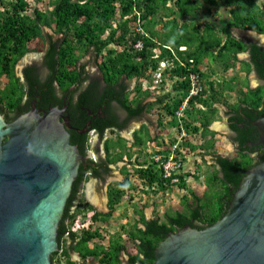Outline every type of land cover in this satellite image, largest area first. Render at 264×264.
Masks as SVG:
<instances>
[{
	"label": "trees",
	"instance_id": "trees-1",
	"mask_svg": "<svg viewBox=\"0 0 264 264\" xmlns=\"http://www.w3.org/2000/svg\"><path fill=\"white\" fill-rule=\"evenodd\" d=\"M47 1L1 2L5 4L0 10V77L5 78V82H0V113L11 122L28 112L34 95L53 96L54 81L63 91L84 82L86 64L80 62V55L91 54L101 72L103 80L99 79V82L104 83L103 91L108 99L106 102L83 99L82 105L94 112L101 106H107L108 111L110 103L114 102L128 114V119L122 123L118 122L117 116H107L104 122L93 124L92 130L100 134L106 128L113 129L117 137L108 139L106 150L109 153L110 149L118 148L121 153L113 156L109 153L106 161L98 162L96 167L89 166L87 171L81 166L60 222V249L52 255V264H86L90 258H95L97 264H124L123 254L128 256V264H153L155 249L169 232L186 225L203 229L221 219L246 170L254 165L252 160L242 164L213 152L217 147L218 133L210 125L219 111L216 104L221 103L222 94L236 88L235 79L229 80L225 75L231 66L238 67L246 76L255 68L264 77V66L261 64L263 48L255 43L247 44L240 36L243 33L236 34V30L241 28L264 33V0H49L51 10L49 6H36V3ZM217 8L226 10L229 18H218ZM47 29L59 35V39ZM35 43H40L42 51L45 50V60L41 59L40 65H27L21 77L17 73V65L28 54L39 52L40 48ZM139 43L141 46L137 47ZM183 46L187 49L181 50ZM174 50L185 65L175 58ZM247 51L252 54V59H241L240 53ZM166 57L175 59L172 68L164 72L163 84L171 83L177 97H173V92L158 94L155 88H143L146 81L154 80L160 61ZM213 62L218 63L220 68L215 70ZM204 64L222 78L218 84L220 92L215 89L214 81H204L207 77ZM41 67L50 71V77L44 84L50 89L43 91L36 89L43 88V85L38 86L41 83L38 79ZM192 73L198 75L201 90L191 96L189 107L178 116L177 112L191 91ZM134 78L138 81L135 89L131 90L129 81ZM245 79L242 83L244 88L239 90V96L234 104L229 105L228 112L233 115L229 119L232 131L240 134L237 142L241 148H245L251 137L238 126L244 121L243 115L252 120L264 116V85L253 89L248 84V78ZM164 85L162 89L166 90ZM210 88L213 92L209 94ZM132 92L138 93L137 96H131ZM153 95L156 100L146 102ZM157 105L159 114L164 112L170 116L169 125L179 126L178 122L183 121L188 132L200 135V144H193L189 139L184 143L191 152L200 150L202 156L205 153L215 154L212 172L204 181L205 191L199 194L189 187L187 176L197 179L195 184L199 183L198 176L189 172L175 176L180 179L178 184L172 183V177H164L163 162L168 161L172 154H175V160H182L184 168L187 157L172 148L175 138L170 140V144L159 140V148L153 155L161 159L156 161L153 156L140 162L139 167H135L137 182L142 181L151 190L158 187L164 191L177 186L179 190H187L181 209L148 218L144 206L133 205V221H129L131 217L126 215L128 224L121 225L125 233L113 234L108 244H105V236L99 228L73 230L76 216L83 211L80 205L76 206L82 184L92 176L101 178L110 175L109 163L123 159L130 148L129 140L121 136L122 131L131 118L152 114ZM159 123L162 126L164 118H160ZM149 126L144 124L145 132L135 134L133 146L154 140ZM88 138L90 136H86L84 143L79 145L82 152ZM160 142L164 145L161 146ZM72 144H77V141L73 139ZM127 156L131 159L133 154L128 151ZM125 173V180L113 184L109 190V212H100L86 203L84 209L95 211L92 216L95 223H110L117 203L125 199L133 201L138 196V185L131 180L128 171ZM142 191L149 193L148 190ZM94 239L97 240L92 244ZM73 253L79 254L80 261L72 259Z\"/></svg>",
	"mask_w": 264,
	"mask_h": 264
},
{
	"label": "water",
	"instance_id": "water-1",
	"mask_svg": "<svg viewBox=\"0 0 264 264\" xmlns=\"http://www.w3.org/2000/svg\"><path fill=\"white\" fill-rule=\"evenodd\" d=\"M57 107L8 122L0 113V264H52L58 230L85 165ZM66 124V126H65ZM264 146V117L255 122ZM153 264H264V160L245 172L214 224L169 232Z\"/></svg>",
	"mask_w": 264,
	"mask_h": 264
},
{
	"label": "rangeland",
	"instance_id": "rangeland-1",
	"mask_svg": "<svg viewBox=\"0 0 264 264\" xmlns=\"http://www.w3.org/2000/svg\"><path fill=\"white\" fill-rule=\"evenodd\" d=\"M10 0H2L0 1V10L2 11L4 9V4H8ZM1 2H5V3H1ZM35 4V3H34ZM49 6V0L44 3H36V6L38 7H43V6ZM35 6V5H34ZM52 7L49 6V10H51ZM217 12L219 13V17L221 18L223 17H229L228 13L226 12V10H223V8H217L216 9ZM193 29V28H192ZM47 31L51 34H54V32L51 29H47ZM237 32V33H236ZM236 34H242V32H244V35H251L253 34L252 31H238L236 30ZM55 38H57V35L54 34ZM35 46H37V48L42 47V45L40 43H35ZM39 52H42V48H40ZM32 54V53H31ZM31 54H29L31 56ZM240 58H243L244 54L240 53ZM28 57H25L21 60V62H19L18 66H17V72L18 74H21V71L23 69L24 66L27 65H34V64H41V59H31L29 58V60H26ZM80 62L87 64L92 62V65L96 64L95 59L93 58V55L88 54L86 56H82L80 55ZM204 69L205 72L207 73V77L205 78L206 80H210V77H213L215 75H211V69L208 68V65L204 64ZM243 66V65H241ZM213 67L215 68V70L220 68V65L218 63L213 62ZM42 70V74H45V70H43V68L41 67ZM209 75V76H208ZM226 78L231 80V79H235V86L236 88L234 89V91L232 92H227L222 94V101L221 103H217L216 107L219 109L217 115L213 118L212 124L210 125V128L212 130H215L218 135L216 136V141H217V147L214 151H216V153H220L223 156H228L231 157L233 159H237L236 154L233 152V146L232 144H230L229 140H227V138L224 136H222V131L226 132V122H225V110H227V107L231 104H233V102L236 100L237 96H239L240 93V89L244 88L242 83H245V75L241 72V70L238 69V67L236 66H231V68H229L226 73ZM209 77V78H208ZM220 77V76H218ZM252 78V77H251ZM221 82H222V78ZM252 80L254 81V79L252 78ZM0 82L4 83L5 82V78H1L0 77ZM130 82V89L134 90L135 86H136V82L137 79L134 78L133 80L129 81ZM147 83V82H146ZM145 83V85H146ZM150 85V84H149ZM148 86V85H147ZM166 90L162 89V85L161 88L156 89L155 92H157L159 94H163L164 91L167 92H173V85L171 83H168L166 85ZM213 92V88H210V93ZM131 96H137L138 93L136 92H132ZM156 98L155 96H151L148 99H146V102H152L155 101ZM226 106V107H225ZM226 108V109H225ZM158 109V110H155ZM152 112V114L147 115L148 121L150 123H152L153 121H157V114L159 112V106L157 105V107L155 108ZM165 115V114H164ZM170 118L169 115H165V125L164 128L162 130V133L165 131V133L163 134V136H161V140L162 141H168L169 138H172L174 136V138H176L177 136V129L175 128L174 125L170 124V128L168 130V132L166 131L167 128V124H168V119ZM144 120V119H143ZM171 120V118H170ZM138 126V122H134L132 124V126L130 127L131 129H135ZM151 128L154 129V124L151 126ZM132 129V130H133ZM174 129V130H173ZM123 136L124 138L126 137V139L131 138V132L130 131H124L123 132ZM111 137L112 138H116L117 136L115 134H113V132L111 133ZM189 139L190 142H192L193 144H200L202 142V139L200 137V135L198 134H190L187 137V140ZM94 143L97 144L99 142L98 138L93 139ZM186 142V141H185ZM182 143V148L183 151L185 152L187 159V162L185 164V171L189 172L191 175L194 174V176H198L199 178V183L198 185L195 184V178H193L192 176H187L188 177V182H189V187L196 190L199 194H201L202 192L205 191V185H204V181L206 180V178L208 177L209 174H211L212 172V166H213V159L215 154L214 153H208L204 156H202L200 150L196 151V152H191L189 147L184 146V143ZM160 145L163 146L164 144H162V142H160ZM129 146V145H128ZM129 150L130 152L133 154L132 160L128 157L125 156V160L124 161H117L115 164L112 165L113 167V172H112V178L110 179L111 182H122L125 178L126 173L125 172H129V176L131 177V180L138 185L139 189L137 190V194L138 196L136 197L135 200L130 201L129 199H125L124 201H121L120 203L116 204V210L114 212V215H112L111 221L110 223H103V222H97L95 223L92 220V215H93V211H87L85 208V204L86 201L82 204V208L83 211L82 213L78 216V219H76V223L77 225L75 226V228L77 230H81V228L83 227H87V228H92V230H95L96 228H99L102 232V234L105 236L104 242L105 244L109 243L110 237L113 234H118V233H125V230L122 229V224L127 225L128 223V219L125 217L126 215H129L131 217V219H129V221H133V215H134V210H133V205H136L138 207H143L145 209V213L146 215L150 218L152 216L155 215H159V216H164L165 212H170L172 213L173 211H176L178 209H181L182 207V199H183V195L185 193H187V190H179L177 187L176 188H168L166 191H162L159 190V188L157 187L156 189L153 190H148V188L142 184L141 182H137V176L135 174V167L138 168L139 167V163L140 162H145L147 161V159L149 158L150 152H148V148H142V149H135L133 146H129ZM151 148V147H150ZM140 151V153H139ZM203 158H205V161L203 160ZM131 162V163H130ZM128 163V164H127ZM127 164V165H126ZM126 166V168H124ZM143 189L148 190L149 193L145 194L144 191H142ZM141 190V191H139ZM155 190H158V192H155ZM108 191V184H98V182L92 181V183L88 184V201H90V203L95 206L96 208H99L100 211L103 212H109L110 208L107 205V192ZM84 197V196H83ZM125 214V215H124ZM97 239H94L92 244H94V242H96ZM127 255H123V260H124V264H128L127 263ZM72 259L73 260H78L77 255L74 253L72 255ZM97 260H95V258H90L88 259V261L86 262V264H97Z\"/></svg>",
	"mask_w": 264,
	"mask_h": 264
},
{
	"label": "flooded vegetation",
	"instance_id": "flooded-vegetation-1",
	"mask_svg": "<svg viewBox=\"0 0 264 264\" xmlns=\"http://www.w3.org/2000/svg\"><path fill=\"white\" fill-rule=\"evenodd\" d=\"M240 36L242 39L246 40L245 42L247 44L248 43H250V44L255 43V44L259 45L260 47H262L263 48V55H264V33L263 34L247 35L248 37L244 34H242ZM57 37H60V36L57 35ZM56 39H59V38H56ZM245 53H246L245 59L251 60L252 54L249 51H247ZM26 57H28L26 60H29V58L45 60V50L42 52L32 53L31 56L27 55ZM261 64L264 66V59L261 61ZM25 67L26 66L23 67L21 74H18L19 76H21V77L24 76L23 70ZM44 68H43V70H45V72H46L45 74H42V71L40 72V70H39L40 73L38 72V75L40 74L38 76V79L41 82L40 84H38V86L40 87V85H43V88H36L37 90L42 89V91H43V90L50 89L49 87H45V85H44L50 77V73H49L50 71L48 70L47 67H44ZM246 77L248 78L249 86L253 89L258 88L261 85H264V77L260 76V74L257 73V70L255 68L252 69V72H250L248 76L245 75V78ZM251 77L254 79V81L252 80ZM84 78H85L84 82H82L76 86H71L68 91H65V90L63 91L58 86L57 81H54V83H53L54 95L49 96V97H44L42 94L34 95L33 98L31 99V102H30V109L28 110V112L31 111L33 106H35L40 114H44L45 112H49L52 109H57V107L59 109H61L63 111V116L70 118V124L72 127L68 128V131L71 134V143H72L73 139L75 141H77V144H74V145H77L79 147L80 151H81L80 146L82 143H84L83 140L85 139V137L90 135V132L93 129L92 127H93L94 123L104 122L107 116L108 117L117 116L118 117L117 120L119 123H122L126 119H128V114L125 112V110L122 109L117 103H114V102H111L110 105L108 104L109 105L108 111H106L107 106H101L98 108L97 112H94L89 107H85L84 105H82L83 99H87L89 102H93V101L97 102L99 100H104L106 102V99H108L107 95H105V91H103L104 87H105L104 83L102 81L99 82V79H101V80H103V79H102V75H101V72H100L97 64L92 65V62H90V63H87L85 65ZM96 80H98V82L101 85H99L98 82H95ZM26 98L30 99L28 96ZM229 110H230V106L227 107V110H225V116H226L225 122H226V129L227 130H226V132L222 131L221 133H222V136L224 134V136L227 138V140H229L230 144H232L233 149H234L233 152L236 154L239 162L245 163L249 160H252L253 164H256V163H259L260 161L264 160V146L262 144H259L260 130L255 125V122L258 121L259 119L263 118L264 116H260L259 118L252 120V119L248 118V116L243 115L244 121L239 122L238 126H240L243 131L251 134V137L246 142V144L244 146L245 148H243V147L241 148L237 142L238 141L237 139L240 138V134L234 133L231 129L229 119L233 115L230 113L228 114ZM164 114H165L164 112H162L161 114H159V112H158L157 116L159 118L157 121H153V123H149L146 114L144 117H141V118L133 117V118H131L129 124L127 125V127L124 130V131H130L131 132L132 137L128 139L129 140L128 145L133 146V142L136 141L135 134L141 135L142 133L145 132L143 130L144 124H150V126H149L150 133H151V136L153 137L154 140L148 141L147 143H145L143 145L133 146L135 149H138V150L142 149V148L146 149V147H147L148 152H150V154H152L149 156L148 159H151L153 157L155 150H157L159 147L158 141L159 140L162 141L161 136H163V134L165 133V131L162 133V130L164 128L165 123L162 126L159 125L160 124L159 123L160 118H164V122H165V115L166 114L165 115ZM64 117H61L62 122H64ZM169 120L170 119H168V124H167V128H166L167 132L170 128L169 127L170 126ZM134 122H138V126L135 129L132 128L133 129L132 130L130 127L132 126V124ZM153 124H154V129L152 130L151 126ZM65 126H66V124H65ZM179 126L181 128H183L184 130H186L184 128L185 125H184L183 121H180ZM124 131H122V133H121L122 137H124L123 136ZM112 132H113V129L110 127L106 128V130L103 134H100L99 132L95 131L93 138H95V139L98 138L99 142L97 144L94 143L93 139L90 140L88 138V143L84 149V152L81 151L84 158H86L85 165H83L84 168H86V171L88 170L89 166H91V167L95 166L96 167V164L98 162L106 161L109 153H111L112 156L117 155L118 153H121V150L118 148L110 149L109 153L106 150V143H107L108 139L111 138ZM156 138H158V140H156ZM162 142H164V141H162ZM128 151L130 152V150H127V153L124 154L125 156L128 155ZM139 153H140V151H139ZM124 160H125V157H123V159H121L119 161H124ZM131 160H132V158H131ZM115 163H109V168H111L110 175L105 176V177H101V178L93 177L91 175L92 177L89 178L86 182H84L82 184V188H81V192H80V200L76 203L77 204L76 206H78V205L81 206L84 203V202H81V200H82L81 198L88 200V194H87L88 184L92 183V181L98 182V184H101V185L102 184H108V188L112 187V185L114 183L111 182L110 179L112 178V172H113L112 165ZM124 168H126V166ZM125 178H124V180H125ZM108 205H109V202H108Z\"/></svg>",
	"mask_w": 264,
	"mask_h": 264
},
{
	"label": "clouds",
	"instance_id": "clouds-1",
	"mask_svg": "<svg viewBox=\"0 0 264 264\" xmlns=\"http://www.w3.org/2000/svg\"><path fill=\"white\" fill-rule=\"evenodd\" d=\"M227 12V11H226ZM228 13V12H227ZM229 15V14H228ZM225 18H227V17H225ZM229 18V17H228ZM247 30H249V29H243V28H241V29H239L238 31H247ZM249 31H252V33L253 34H259V33H257V32H255V31H253V30H249ZM242 33H244V32H242ZM263 34V33H262ZM252 35V34H251ZM187 48L185 47V46H183V47H181V50H186ZM173 53L176 55V53H175V50L173 51ZM243 54H244V56H243V58H241V59H245V57H246V53L245 52H243ZM29 55V54H28ZM240 57V56H239ZM178 58L180 59V57L178 56ZM175 59V58H174ZM178 61H180V62H182V60H178ZM162 62V60L160 61V63ZM193 63H194V61H193ZM183 65H185V64H183ZM169 68V67H168ZM167 68V69H168ZM167 69H165V71L167 70ZM204 69V68H203ZM212 72V71H211ZM215 75V76H213V77H210V80H206V79H204V81H214V83H215V89H217V91L218 92H220L219 91V83H221V77H218V76H216V74H214L213 72L211 73V75ZM170 76V75H169ZM209 76V75H208ZM209 78V77H208ZM138 81V80H137ZM147 83H146V85H145V83H144V85H143V88H155V89H159L160 87L159 86H155V84H154V80L152 81V82H150V81H146ZM137 83V82H136ZM150 84V85H149ZM148 85V86H147ZM164 84H162V86H163ZM235 85V84H234ZM205 88H206V86H205ZM177 94H174L173 95V97L174 96H176ZM197 95V94H196ZM177 97V96H176ZM156 98V97H155ZM190 98H191V96H189L188 95V97H186L185 98V100H184V102H183V104H182V106H181V108H180V110L177 112V115L178 116H180L182 113H184L185 111H186V109L189 107V100H190ZM237 99V98H236ZM236 102V100L233 102V104ZM229 107V106H228ZM179 113V114H178ZM179 123V125H180V121L178 122ZM175 128L177 129V136H176V138H175V140H176V142L174 143V145L178 142V145H179V147H181L182 148V143L183 142H185V141H187V137L190 135V134H192V133H190V132H188L187 131V129L186 130H184L183 128H181L180 126H175ZM174 130V129H173ZM215 131V130H214ZM95 134V131L94 130H91V132H90V140L91 139H95V138H93V135ZM183 137V139L181 140V138ZM112 138V137H111ZM172 138H174V136L172 137ZM172 138H169V140L166 142V143H168V144H170V140L172 139ZM113 139H115V138H113ZM181 140V141H180ZM159 148V147H158ZM202 152V151H201ZM185 154V153H184ZM183 154V155H184ZM220 154V153H219ZM222 155V154H221ZM153 156H155V155H153ZM223 156V155H222ZM157 157H160V156H155L154 157V159L156 160V161H158L156 158ZM224 157H228V156H224ZM229 158H231V157H229ZM188 159V158H187ZM231 159H233V158H231ZM160 160V159H159ZM215 159H213V165L215 164V161H214ZM233 160H235V161H237V162H239V160L238 159H233ZM186 162H187V160H186ZM246 163V162H245ZM242 164H244V163H242ZM255 165V164H254ZM253 165V166H254ZM252 166V167H253ZM251 167V168H252ZM250 169V168H249ZM248 170V169H247ZM246 170V171H247ZM184 172H187V171H185V168H183V170L180 172V173H178V174H174L173 176H172V179H171V181H172V183H175V184H178L179 182H180V179H179V177H175V176H177V175H181V173H184ZM245 175V174H244ZM126 177V176H125ZM178 178L179 180L178 181H173V179L174 178ZM171 178V177H170ZM170 178H166V179H170ZM124 181V180H123ZM118 182V181H117ZM117 182H114V184L115 183H117ZM116 185V184H115ZM177 188H178V186H177ZM111 189V187L110 188H108V193H107V196H108V198H109V190ZM168 188H166L164 191H166ZM170 189H172V188H170ZM143 190H145V189H143ZM148 190H150V188L148 189ZM237 190V189H236ZM86 201V203L88 202L91 206H93L91 203H90V201H88V200H86V199H83L82 198V200H81V202H85ZM86 205V204H85ZM109 206V205H108ZM81 207H82V205H81ZM94 208H95V206H93ZM87 211H90V210H87ZM91 211H93V214H94V210H91ZM110 211V210H109ZM82 212H80L77 216H76V218H75V220H74V222H73V224H72V229L73 230H76V231H79V230H77L76 228H75V226L77 225V223H76V219H78V216L81 214ZM93 216V215H92ZM148 217V216H147ZM153 217V216H152ZM149 218V217H148ZM151 218V217H150ZM84 229H90V228H87V227H83ZM83 228H81V229H83ZM59 242V241H58ZM74 254V253H73ZM76 255H77V257H78V259L80 260V256H79V254L78 253H75ZM123 255H127V254H123ZM128 257V256H127ZM127 260H128V258H127ZM75 261H78V260H75ZM124 261V260H123Z\"/></svg>",
	"mask_w": 264,
	"mask_h": 264
},
{
	"label": "built area",
	"instance_id": "built-area-1",
	"mask_svg": "<svg viewBox=\"0 0 264 264\" xmlns=\"http://www.w3.org/2000/svg\"><path fill=\"white\" fill-rule=\"evenodd\" d=\"M138 46H141V43H139L137 45V47ZM175 58L177 60H180L177 55H175ZM173 64H174V58L166 57V59L162 60V62L160 63V69L158 70V72L154 73V84H155V86L160 87L163 84L165 69H167L168 67L172 68ZM182 64H184V63H182ZM197 76L198 75H196L194 73L191 74V91H190L189 96L196 95L201 90V83H199V79H198L199 77H197ZM182 139H183V137L181 138V140ZM172 148L175 151L178 149L179 151L182 152V154L185 153L183 151V148L179 147L178 142L175 145H173ZM175 157H176L175 154H172L169 157L168 161L163 162V171H164V177L165 178H170L174 174L180 173L184 168V165L182 166V160H179V161L175 160ZM156 159L159 160V159H161V157H157ZM178 180H179L178 178L173 179V181H178Z\"/></svg>",
	"mask_w": 264,
	"mask_h": 264
},
{
	"label": "crops",
	"instance_id": "crops-1",
	"mask_svg": "<svg viewBox=\"0 0 264 264\" xmlns=\"http://www.w3.org/2000/svg\"><path fill=\"white\" fill-rule=\"evenodd\" d=\"M158 118H159V117H158ZM158 118H157V120H158ZM151 129L153 130V128H151ZM107 201L109 202V198H108V197H107ZM108 202H107V205H108ZM95 209L98 210V211H100L99 208H96V207H95ZM100 212H103V211H100ZM104 213H106V212H104Z\"/></svg>",
	"mask_w": 264,
	"mask_h": 264
}]
</instances>
